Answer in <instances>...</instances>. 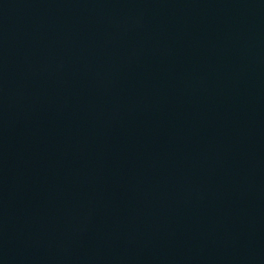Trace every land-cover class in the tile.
<instances>
[{
	"label": "water",
	"instance_id": "95a60500",
	"mask_svg": "<svg viewBox=\"0 0 264 264\" xmlns=\"http://www.w3.org/2000/svg\"><path fill=\"white\" fill-rule=\"evenodd\" d=\"M0 264H264V0H0Z\"/></svg>",
	"mask_w": 264,
	"mask_h": 264
}]
</instances>
